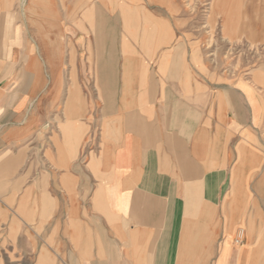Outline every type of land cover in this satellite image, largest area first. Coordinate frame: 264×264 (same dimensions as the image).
<instances>
[{
  "label": "crops",
  "instance_id": "obj_1",
  "mask_svg": "<svg viewBox=\"0 0 264 264\" xmlns=\"http://www.w3.org/2000/svg\"><path fill=\"white\" fill-rule=\"evenodd\" d=\"M76 1L0 0L6 244L67 264H264V66L205 77L157 0L114 16ZM247 2L212 26L262 47L264 8Z\"/></svg>",
  "mask_w": 264,
  "mask_h": 264
},
{
  "label": "rangeland",
  "instance_id": "obj_2",
  "mask_svg": "<svg viewBox=\"0 0 264 264\" xmlns=\"http://www.w3.org/2000/svg\"><path fill=\"white\" fill-rule=\"evenodd\" d=\"M90 1L92 3L86 6L88 11L90 10L89 12L100 9L98 4L107 3V10L103 6L105 12L109 16H114L120 11L119 8H121V6H116L118 0H106L105 3L99 0ZM166 1L157 0L153 4V7L149 8H151V11L170 15L176 20L181 19V21L176 22L177 28L186 32L184 35L189 37V39L193 41L197 39L198 45L203 49L205 77H209L210 73L220 77H227L229 73L234 72L243 74L245 72L243 68L249 67L251 64L258 63L264 66V46L251 48L241 42L228 43L222 38L219 22H216L214 27L212 26L213 17L208 18V8L212 0H172L176 5L175 11L177 13L170 12L171 9L165 3ZM71 3H77V1L65 0L63 4L68 8ZM247 3L252 4L251 7L256 9L264 8V0H248ZM64 24H61L60 27V44L63 47L68 46L71 48V27L65 28ZM60 61L71 62V49H61ZM7 223V215L4 208L0 206V264H67L64 261L53 260L55 258L52 255H48L49 253L47 254L45 247H40L41 251L44 250L46 253L44 256H41L40 254H36L37 247L34 245H7L4 231V226ZM57 254L61 258L65 257L59 255V253Z\"/></svg>",
  "mask_w": 264,
  "mask_h": 264
},
{
  "label": "bare ground",
  "instance_id": "obj_3",
  "mask_svg": "<svg viewBox=\"0 0 264 264\" xmlns=\"http://www.w3.org/2000/svg\"><path fill=\"white\" fill-rule=\"evenodd\" d=\"M241 5L242 0H212L208 8V18H212L214 13L218 12L220 15H223L227 23L233 17H238V9L241 8ZM208 23L209 21L207 22V26Z\"/></svg>",
  "mask_w": 264,
  "mask_h": 264
}]
</instances>
